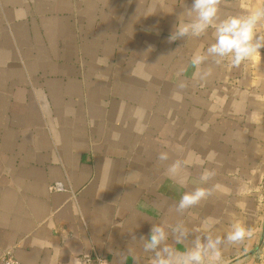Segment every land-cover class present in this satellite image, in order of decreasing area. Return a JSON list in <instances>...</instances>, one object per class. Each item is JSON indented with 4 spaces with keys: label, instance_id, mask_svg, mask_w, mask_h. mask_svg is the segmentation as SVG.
<instances>
[{
    "label": "crops",
    "instance_id": "obj_1",
    "mask_svg": "<svg viewBox=\"0 0 264 264\" xmlns=\"http://www.w3.org/2000/svg\"><path fill=\"white\" fill-rule=\"evenodd\" d=\"M191 4L0 0V256L70 264L98 253L114 264L112 253L130 249L127 264H150L138 241L153 223L183 221L203 237L239 219L252 236L221 264H264V49L194 80L190 59L213 30L168 42ZM257 6L222 0L221 14ZM161 151L186 162L184 187ZM205 169L216 171L207 184ZM55 182L64 189L51 191ZM213 184V197L175 212L184 192Z\"/></svg>",
    "mask_w": 264,
    "mask_h": 264
},
{
    "label": "clouds",
    "instance_id": "obj_2",
    "mask_svg": "<svg viewBox=\"0 0 264 264\" xmlns=\"http://www.w3.org/2000/svg\"><path fill=\"white\" fill-rule=\"evenodd\" d=\"M221 3L222 0H192L191 7H185L181 14L187 17L186 21L175 25L168 37L171 43L189 37L199 38L213 30L214 42L203 52L194 53L190 59L189 63L195 69L194 80L206 82L213 75V66L226 63L239 68L256 55H261V49H264V6L252 7L243 14L222 15ZM176 87L184 91L189 88V82L181 80ZM170 159L168 151L157 155L166 175L184 187L187 183L186 162L175 159L169 163ZM215 176L214 169H205L200 180L207 184ZM217 189L218 185L213 184L184 192L174 205L175 212L183 216L189 209L213 197ZM170 236L172 244L168 243ZM251 236L252 229L239 219L232 220L223 236L208 232L203 237L194 235L183 221H177L175 224L153 223L149 236H141L138 242L143 252L152 254L150 264H221L224 250L242 245ZM132 239L136 241L135 236ZM189 240L190 246L184 251L174 246ZM82 255V252L77 253L70 264H80ZM112 255L115 256L114 264H127L133 253L127 249ZM104 261L107 264V260ZM134 264H140L138 257L134 258Z\"/></svg>",
    "mask_w": 264,
    "mask_h": 264
},
{
    "label": "built area",
    "instance_id": "obj_3",
    "mask_svg": "<svg viewBox=\"0 0 264 264\" xmlns=\"http://www.w3.org/2000/svg\"><path fill=\"white\" fill-rule=\"evenodd\" d=\"M51 191H61L64 189L62 183L55 182L49 186ZM90 257V258H89ZM106 258L98 253H94L93 255H82L80 257V264H106L104 261ZM0 264H21L19 263L13 256L11 251H4L0 256Z\"/></svg>",
    "mask_w": 264,
    "mask_h": 264
}]
</instances>
